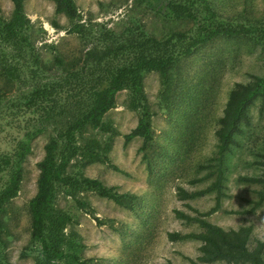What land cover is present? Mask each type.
<instances>
[{"label":"rangeland","instance_id":"rangeland-1","mask_svg":"<svg viewBox=\"0 0 264 264\" xmlns=\"http://www.w3.org/2000/svg\"><path fill=\"white\" fill-rule=\"evenodd\" d=\"M74 2L78 20L84 25L80 34L72 32V22L66 16L55 13L51 0H25L24 15L29 23L24 30V52L17 53L11 45L0 43V156H11L24 135H31L29 151L21 162L23 173L17 194L7 203L3 217L9 231L5 256L10 264H37L42 260L40 244L31 234L29 206L37 193V165L45 155V146L60 130L32 109L16 115L11 107L23 104L22 98L39 84L60 81L70 90L71 85L64 83V69L67 74L80 70L90 51L133 46L113 57L110 66L99 67L102 74L116 65L117 59L124 62L139 53L176 54L186 48L201 27L191 20L164 16L162 4L156 7L155 0ZM207 2L218 24L256 25L264 19V0ZM12 14L11 1L0 0V23L9 22ZM172 34L182 36L165 43ZM148 39L153 43L143 45ZM253 76H264V43L244 36L217 37L191 54L178 57L166 76L158 71L144 73L143 100L131 88L118 91L113 107L101 119L102 128L86 125L77 134L74 153L59 144L56 164L60 166V177L52 207L65 215L62 252L76 254L91 264H190V259L198 255L200 242H171L167 234H196L201 229L197 222L179 219L174 212L194 216L192 209L206 213L215 207L216 193L207 190L215 180L218 119L230 90L236 84L248 83ZM49 102L52 105L53 99ZM80 103L84 106L88 101L82 98ZM77 104L76 100L68 103L65 122L80 111ZM143 109L149 114L153 134L145 151L148 160L139 151L141 138L124 145V136L136 127ZM248 115L250 123L242 127L236 136L237 146L224 158L219 208L207 220L224 230L250 227L253 241H262L264 203L252 211L261 186L237 179L261 174L256 162L264 153V102L256 100ZM27 120L29 126L25 128ZM81 177L100 180L120 194L134 195L133 207L85 191L73 182ZM178 188L204 193L181 201ZM77 200L88 203L89 208H79ZM55 264L72 262L64 257Z\"/></svg>","mask_w":264,"mask_h":264},{"label":"trees","instance_id":"trees-1","mask_svg":"<svg viewBox=\"0 0 264 264\" xmlns=\"http://www.w3.org/2000/svg\"><path fill=\"white\" fill-rule=\"evenodd\" d=\"M13 5V14L9 22L0 23V43L11 45L13 51L23 53L27 38L24 30L29 23L24 15L25 0H10ZM55 7L56 14H63L72 22V32L81 33L83 24L79 22V13L74 0H51ZM154 5L159 7L162 4L164 16L191 20L201 25L195 37L190 38L189 44L180 52L159 53L157 56L147 52L139 53L136 58H131L121 62L116 60V65L110 67L101 74L99 67L113 63V57L119 56L121 51H128L131 46H120L119 48H106L103 51H90L83 60L80 70L67 74L64 69V83L70 86V90L63 88L61 82L56 84H39L29 94L23 97V104L18 103L13 108L16 115L21 111L26 113L32 109L39 118L44 119L49 125L53 123L58 127V134L52 137L45 146V155L38 163L39 170L37 178V193L31 200L29 211L32 219V238L40 244L42 260L37 264H55V261L64 257L70 258L72 264H91L90 260H83L76 254H64L62 243L65 228V215L59 214L52 207L54 199L56 181L60 177V166L56 163L59 144L63 143V150L76 151L73 143L75 137L86 125L101 127V119L104 114L114 105L115 94L123 89L131 88L133 93L141 97L143 75L149 71L162 72L166 76L169 69L174 65L178 57L191 54L197 47L205 45L217 37L254 38L260 43H264V19L256 25L218 24L213 21L212 8L207 0H168L163 4L162 0H155ZM198 5V8H197ZM182 34H172L165 43L173 42L176 37ZM25 43V44H24ZM153 43L152 39L143 44ZM55 61L62 64L59 59ZM98 68V69H97ZM73 71V70H72ZM63 75V76H64ZM64 92V94H62ZM53 99L50 105L49 99ZM86 98L88 103L81 105L80 100ZM258 99L264 102V76H253L252 80L245 84H236L230 90L222 115L218 119V128L215 131L217 140V161L214 171L215 180L207 191L216 193V205L206 213H199L193 210L194 216H189L183 212L175 210V216L187 222H197L201 231L199 233L180 234L168 233V240L171 242L197 240L200 242L198 255L195 259H190V264H214L223 262L224 264H264V240L252 239L250 227H240L236 230H224L223 228L208 222L207 217L216 212L222 197V184L224 181V158L233 147L237 146L236 136L242 132V127L250 123L249 108ZM76 100V109L70 121L63 119L68 103ZM141 101V100H140ZM41 102L47 103L43 106ZM142 102V101H141ZM144 102V101H143ZM142 102V103H143ZM52 103V102H51ZM80 105V107H79ZM35 107V108H33ZM7 110V109H6ZM31 110V111H32ZM39 112V113H38ZM63 119L58 123L60 119ZM29 121H26V127ZM56 129V128H55ZM30 134L24 135L11 156H0V264H10L5 256L9 236L7 225L3 221L7 203L16 196L20 181L22 179L21 162L24 154L29 151ZM134 138H141L142 145L139 149L143 152V159L148 160L146 152L153 141V134L149 122V114L143 109L136 127L124 136V145ZM91 153V152H90ZM94 159L99 160L97 155ZM256 164L262 171L258 177L239 176L237 181L241 183H252L261 186L256 192L257 200L253 202L252 211L264 203V153L258 155ZM107 161V159L105 158ZM104 161V160H103ZM118 171L115 166H111ZM85 191H92L97 196L110 200L125 207L132 206L136 201L134 195L128 193H118L115 188L107 187L100 180L81 177L73 180ZM204 192L189 193L182 188L177 189V195L181 201L194 199L203 195ZM79 208L86 210L89 204L77 200ZM249 213V212H245ZM9 232V231H8ZM167 264H170L168 262Z\"/></svg>","mask_w":264,"mask_h":264}]
</instances>
